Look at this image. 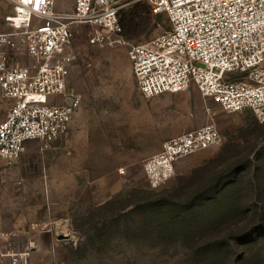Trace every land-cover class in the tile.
Segmentation results:
<instances>
[{"label":"rangeland","instance_id":"rangeland-1","mask_svg":"<svg viewBox=\"0 0 264 264\" xmlns=\"http://www.w3.org/2000/svg\"><path fill=\"white\" fill-rule=\"evenodd\" d=\"M4 2L0 31L15 32L19 25L14 6ZM73 2L57 0V9L70 11ZM120 23L124 41L114 46L89 44L91 26L74 29L70 87L82 101L68 137L61 140L69 161L56 167L54 154L48 157L43 151L31 158L28 170L21 169L23 155L12 165L0 163V230L17 235L12 249L33 244L27 256L0 253V264H219L220 257L194 255L187 249L190 244L177 237L162 241L153 232L143 235L135 217L128 222L122 218L114 236L100 245L88 241L94 226H99L97 218L107 215L109 223L112 216L117 218L114 210L126 201L168 193L200 175L206 163L212 164V171L224 168L229 157L244 159L251 149L259 153L264 147V122L251 110L227 113L215 107L209 114L196 87L144 97L132 72L128 46L161 35L169 23L144 2L124 6ZM18 47L24 48L21 37L15 41ZM25 57L22 63H30ZM210 122L219 128L221 142L180 159L173 175L153 187L144 174V161L158 153L165 140ZM40 141L44 145L42 140L35 142ZM49 145L55 149V141ZM110 199L115 203L113 212L94 210ZM55 220L65 229L55 232ZM44 225L46 229H41Z\"/></svg>","mask_w":264,"mask_h":264},{"label":"built area","instance_id":"built-area-1","mask_svg":"<svg viewBox=\"0 0 264 264\" xmlns=\"http://www.w3.org/2000/svg\"><path fill=\"white\" fill-rule=\"evenodd\" d=\"M7 1L14 6L19 29L0 33V89L13 101L0 118V162L15 163L28 141L51 142L67 133L82 101L70 87L74 29L93 27L91 45L122 43L121 10L136 2L148 4L169 23L161 35L128 46L144 97L196 87L207 113L215 107L227 113L251 110L264 122V0H74L70 11L58 10L57 0ZM15 36L22 38L30 63L13 62L6 52L15 46ZM220 142L213 122L182 132L144 161V174L158 187L180 159ZM16 239L14 232L0 230L1 255H28L33 244L15 250L10 246Z\"/></svg>","mask_w":264,"mask_h":264},{"label":"trees","instance_id":"trees-1","mask_svg":"<svg viewBox=\"0 0 264 264\" xmlns=\"http://www.w3.org/2000/svg\"><path fill=\"white\" fill-rule=\"evenodd\" d=\"M211 169L206 163L188 184L133 198L114 212L112 199L95 207L117 218L107 223L108 216L102 214L88 241L100 245L114 236L122 218L128 222L135 217L143 235L153 232L162 241L177 237L190 244L187 249L194 255L220 257L219 264H264V147L259 153L251 149L244 159L229 157L224 168Z\"/></svg>","mask_w":264,"mask_h":264},{"label":"crops","instance_id":"crops-1","mask_svg":"<svg viewBox=\"0 0 264 264\" xmlns=\"http://www.w3.org/2000/svg\"><path fill=\"white\" fill-rule=\"evenodd\" d=\"M7 1V0H6ZM11 4V3H10ZM58 5V4H57ZM5 2L4 0H0V9L3 8L5 10ZM10 17L11 14L9 13L6 17V21L10 22ZM16 32V31H15ZM0 33H13V32H4V31H0ZM18 37L15 36L14 40L16 41ZM6 52L9 54V56L11 57V59L13 60V62L19 61V62H24L26 57H25V49L22 47H18L15 48V46H8L6 47ZM19 56V57H18ZM13 101L11 99H8L6 97H4L2 95L1 89H0V118H4L6 116V114L8 113L10 107L12 106ZM69 135V130L67 131L66 134L60 136L59 138H57L55 141V149L51 148V145H49L51 142H43L41 143H37L35 141L37 140H33V141H28L26 143V150L25 152L22 154V160H21V169L24 170H28V168L30 167V163L31 162V158H36L37 153L38 152H46L47 156L49 157L50 155L55 156V161L57 162L55 165L56 167L60 166V163L62 161H69V158L67 157L68 155L66 154V148L64 147V143L61 141L65 136L68 137ZM75 135V134H74ZM72 137V136H71ZM60 141V142H58ZM53 142V141H52ZM74 159L72 158V161ZM2 163V162H0ZM4 163V162H3ZM7 165V164H6ZM72 169L74 170L75 167L73 164H71ZM71 169V170H72ZM70 168L68 167V172H69ZM73 180H75V175L73 174ZM168 180V179H167ZM166 180V181H167ZM66 225H62L61 223H59L58 220H55V232H58L60 228L65 229Z\"/></svg>","mask_w":264,"mask_h":264}]
</instances>
